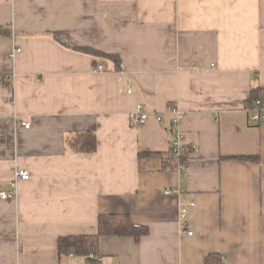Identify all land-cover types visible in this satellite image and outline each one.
<instances>
[{
    "label": "crops",
    "instance_id": "1",
    "mask_svg": "<svg viewBox=\"0 0 264 264\" xmlns=\"http://www.w3.org/2000/svg\"><path fill=\"white\" fill-rule=\"evenodd\" d=\"M0 28V193L30 174L0 199V264H264V125L245 110L264 92V0H0ZM169 108L183 170L164 162ZM86 132L96 151L73 153ZM103 214L149 233L58 255L59 237L95 234Z\"/></svg>",
    "mask_w": 264,
    "mask_h": 264
},
{
    "label": "trees",
    "instance_id": "2",
    "mask_svg": "<svg viewBox=\"0 0 264 264\" xmlns=\"http://www.w3.org/2000/svg\"><path fill=\"white\" fill-rule=\"evenodd\" d=\"M4 30L0 28V33ZM56 39V38H55ZM57 40V39H56ZM77 52L93 57H103L113 62L114 67L120 69V59L116 55H107L90 47L80 48ZM264 95V92L255 91L251 98ZM171 135V130H170ZM69 149L75 154H93L97 148L96 136L91 132L78 133L68 140ZM186 149L178 159L169 153L164 157L165 164L175 168L177 163L185 166ZM145 154V153H144ZM239 160H257L253 157H240ZM149 230L146 226L136 225L131 221L128 214H103L97 219V232L92 235L63 236L58 238L57 251L59 256L88 257L98 253L99 239L103 236L132 237L135 240L147 235ZM205 264H220L218 254H210L205 258Z\"/></svg>",
    "mask_w": 264,
    "mask_h": 264
},
{
    "label": "built area",
    "instance_id": "3",
    "mask_svg": "<svg viewBox=\"0 0 264 264\" xmlns=\"http://www.w3.org/2000/svg\"><path fill=\"white\" fill-rule=\"evenodd\" d=\"M17 52H19L18 49L15 50L14 53H12V56L13 54ZM101 69H102V66H97L93 69V72H97ZM169 110L170 112L176 113L177 115V112L173 108H169ZM245 110L249 115L250 121L255 126L264 125V95H259L258 97L249 99L246 103ZM178 117L179 115H177V117L174 118L171 122L172 129H171V142H170V153L169 154L175 159H178L180 156H182L183 152L185 151V147L181 145L182 138L179 132L175 130V127L177 126L176 124H177ZM146 118H147V114L144 113L142 111V107L138 105L136 106V109L131 116V124L134 126L142 125L146 121ZM21 125L26 129L29 128L30 126V124L26 122L21 123ZM184 167L185 166L180 164L179 162L177 163L176 168L178 170H183ZM29 178H30V174L28 171H26L25 169H16L13 174V178L9 183L10 191L1 192L0 199L5 200L11 197H15L17 194L16 193L17 181L19 180L26 181V180H29ZM164 193L165 195H178L181 193V190L179 188H171V189H167ZM194 207H195L194 201H190L187 205L181 206L179 218L181 221V225L183 227L187 225L188 210ZM191 234H192L191 232H187V235H191Z\"/></svg>",
    "mask_w": 264,
    "mask_h": 264
}]
</instances>
